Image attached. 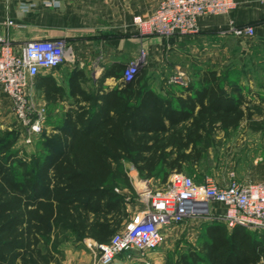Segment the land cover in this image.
Masks as SVG:
<instances>
[{
    "label": "trees",
    "instance_id": "obj_1",
    "mask_svg": "<svg viewBox=\"0 0 264 264\" xmlns=\"http://www.w3.org/2000/svg\"><path fill=\"white\" fill-rule=\"evenodd\" d=\"M124 70L112 66L88 91L84 71L75 68L67 89L70 108L29 162L14 151V133L0 140V264H60L65 243H108L130 220L126 196L116 191L132 189L126 166L164 182L181 173L190 157L198 158L197 144L214 131L250 119L240 109L244 100L223 90L225 79L216 71L202 74L205 84L191 97L173 99L153 91L145 73L106 90L104 80H121ZM32 81L46 103L66 93L51 76ZM194 88L179 87L182 94ZM202 224V243L173 264H264V232Z\"/></svg>",
    "mask_w": 264,
    "mask_h": 264
},
{
    "label": "crops",
    "instance_id": "obj_2",
    "mask_svg": "<svg viewBox=\"0 0 264 264\" xmlns=\"http://www.w3.org/2000/svg\"><path fill=\"white\" fill-rule=\"evenodd\" d=\"M26 1L32 7L42 6V8L32 9L21 18L16 10L15 2L18 3V0L10 4L8 9L5 4L7 0H0V33L12 41L13 49L17 53L29 40L69 39L77 55L76 64L75 62L64 64L55 70L40 74L51 76L58 86L66 90L62 99L56 102L64 105L65 111L70 108V105L66 104L72 101L68 97L67 89L70 74L75 68L84 71L86 76L87 83L82 84V87L86 85L96 87L106 70L117 64L126 67L129 61L138 56L141 49L145 48L148 51L151 60L163 54L165 50H169L173 59L185 60L188 68L192 69L189 70L191 72L201 69L202 74L216 71L219 75L218 71L222 69L242 71V77L221 80L220 85L226 93L244 100L240 109L245 115H250V119H246L245 122L253 123L254 131L258 133L264 130L262 124V121L264 122V0H235L234 10L223 15L200 17L197 20V34L171 38L170 45L158 37L141 38L133 24L134 17L150 15L161 0ZM6 19H12L16 24H23L24 28L6 27ZM232 25L251 26L254 35L234 37L221 34V31ZM102 35L106 40H97ZM233 55L235 60L232 62ZM255 70L260 72L257 76H251L250 72ZM121 82L112 76L106 78L102 85L106 90H112ZM147 84L164 97L184 99L191 97L194 90L198 89L196 87L205 83L195 78L192 81L187 80V87L193 85L195 88L186 94L181 93L179 89L181 86H171L162 78H147ZM30 100L37 105L46 103L42 90L36 87L33 81ZM10 111L11 102L0 90V115L3 116ZM242 126L243 121L237 128ZM263 175L264 169H261L256 177L245 180L260 181L264 179ZM144 183L148 184V182ZM213 207L215 212L222 211L219 205ZM126 208L131 219L134 205L127 203ZM96 245L92 239H85L75 245L63 244L60 248L64 256L62 264H78L76 260L79 259H85L88 263L91 254L95 253ZM131 255L134 256L119 255L113 264H119V258L124 256L127 258L126 264H144L136 254ZM159 260L155 252L149 255L150 264H159Z\"/></svg>",
    "mask_w": 264,
    "mask_h": 264
},
{
    "label": "built area",
    "instance_id": "obj_3",
    "mask_svg": "<svg viewBox=\"0 0 264 264\" xmlns=\"http://www.w3.org/2000/svg\"><path fill=\"white\" fill-rule=\"evenodd\" d=\"M235 0H161L148 16H136L133 24L141 38L171 39L198 33L197 20L217 16L235 9ZM24 28L23 24L6 21V27ZM222 35L252 37L251 26H230ZM144 50L125 67L121 81L130 83L139 73ZM74 54L63 39L29 40L19 53L12 41L0 33V90L9 98L15 117L24 130V144L43 133L46 116L34 109L30 101L33 78L64 64L73 63ZM170 85L187 87L180 71L169 80ZM140 209L114 234L108 243L96 245L97 264H113L119 255L136 254L144 264L149 255L164 243L172 228L190 222L217 221L228 230L236 227L251 232H264V179L241 182L231 179L228 185L212 177L196 183L182 173H172L159 189L143 187L139 195ZM222 207L221 212L213 210Z\"/></svg>",
    "mask_w": 264,
    "mask_h": 264
},
{
    "label": "rangeland",
    "instance_id": "obj_4",
    "mask_svg": "<svg viewBox=\"0 0 264 264\" xmlns=\"http://www.w3.org/2000/svg\"><path fill=\"white\" fill-rule=\"evenodd\" d=\"M17 0H7L6 8L8 9L10 4ZM16 3V10L21 18H24L28 11L32 9L42 8V6L28 5L26 0H18ZM7 21H13L12 19H6ZM14 22V21H13ZM20 22V21H19ZM16 24V23H15ZM6 25V22H5ZM138 32V31H137ZM139 34V33H138ZM230 36V34H226ZM232 36V35H231ZM65 45L71 48L74 54V64H76V57L74 50L71 47L69 39H63ZM94 40V39H92ZM97 40H106L105 36L98 37ZM167 45H170V39H164ZM81 42L83 39L80 40ZM145 55L143 57L142 65L139 68V74L145 73L147 78H162L167 81L178 71L184 74L186 80L192 81L193 78L200 80L202 77L201 69L189 71L188 64L182 58L173 59L169 50H165L163 54L157 56L154 60H151L148 51L144 48ZM139 55V54H138ZM182 59V60H181ZM151 60V61H150ZM161 60V61H160ZM235 60L234 55L232 62ZM131 61L127 65L130 64ZM260 71L250 72V75L257 76ZM195 73V74H194ZM219 76L226 80L229 78L242 77V71L235 70H219ZM246 74V73H245ZM248 76V75H245ZM85 89L88 91L91 89L90 85H86ZM31 101V100H30ZM11 102V101H10ZM34 109L37 111H43L46 116V122L44 124L43 134L36 136L32 144L26 146L24 144V130L21 122L17 119L13 113L12 104L11 111L3 116L0 115V140L4 139L6 133H14L16 135V143L14 145V151H18V156L22 155L21 159H25L29 162L32 155L37 151V146L43 139V137H51L54 132V125H57L58 119L64 113V105L59 103H45L37 105L31 101ZM69 106V103L66 104ZM242 128H235L231 130H216L213 134L207 137V139L197 144L198 158L194 156L190 157L183 163L181 173L185 176L191 177L196 182H200L205 177H212L223 185H228L231 179H235L241 182H246L252 177H256L257 173L264 169V130L260 133L254 131L253 123L250 121L245 122L242 120ZM245 122V123H244ZM264 125V122L262 121ZM191 152V148L187 151ZM37 153V152H36ZM125 172L128 177V186L132 189H127L125 186L116 188L117 192H123L126 196L128 203L134 205L133 214L140 209L139 195L143 190V187L150 189H159L164 187L166 181H162L160 176L153 177L151 179H144L140 174L132 167L126 166ZM264 176V175H263ZM144 182H148L144 183ZM149 185V186H148ZM132 218V217H131ZM217 221H207V224ZM202 222H190L183 226L172 228L166 236L164 243L155 252L160 258L159 264H173L181 255L188 253L190 249L198 248L202 243L203 233ZM134 254V253H133ZM134 255H131V257ZM59 263L64 262V256H57ZM98 254L95 252L89 257L88 263L85 259L76 260L78 264H97ZM123 260V261H122ZM126 256L119 258V264H126ZM72 263V262H71Z\"/></svg>",
    "mask_w": 264,
    "mask_h": 264
}]
</instances>
